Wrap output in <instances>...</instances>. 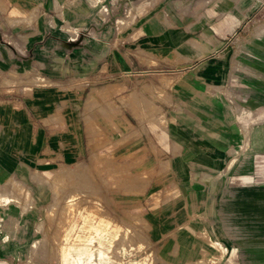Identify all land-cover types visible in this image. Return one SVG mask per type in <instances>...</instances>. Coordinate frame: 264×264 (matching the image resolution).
Listing matches in <instances>:
<instances>
[{
    "label": "crops",
    "instance_id": "crops-1",
    "mask_svg": "<svg viewBox=\"0 0 264 264\" xmlns=\"http://www.w3.org/2000/svg\"><path fill=\"white\" fill-rule=\"evenodd\" d=\"M259 9L0 0V264H55L31 258L63 236L48 175L72 192L89 172L139 215L151 264H264V40L243 36Z\"/></svg>",
    "mask_w": 264,
    "mask_h": 264
},
{
    "label": "rangeland",
    "instance_id": "rangeland-1",
    "mask_svg": "<svg viewBox=\"0 0 264 264\" xmlns=\"http://www.w3.org/2000/svg\"><path fill=\"white\" fill-rule=\"evenodd\" d=\"M254 5L260 8L259 15L255 23L243 29V36L249 37V41L250 38L264 40V0H254ZM130 15L133 16L132 11ZM128 18L122 14L119 20ZM127 23L126 21L122 25L120 22L121 28ZM237 47L240 51L239 43L234 44V48ZM244 47L246 45H243ZM248 160L251 161L248 163L250 169L255 168L257 163L254 158L251 156ZM122 175L127 178L129 174ZM48 176L58 183V186H63L61 189L57 188L58 198L47 207V212L52 217L60 214V219L51 221V224H56L58 234L63 236L56 238L53 253H32L31 258L34 254L45 259L51 257L55 264H151V261L155 260L154 254L151 256L144 252L145 233L139 215H129L128 210H120L117 207L107 180L103 182L102 179L98 183L95 174L90 172L81 179L79 173L72 179L74 189L68 192L64 188L67 184L64 174ZM16 189L25 193L26 204H32L31 196L25 188L24 191L21 187ZM67 248H72L73 251L69 253Z\"/></svg>",
    "mask_w": 264,
    "mask_h": 264
}]
</instances>
